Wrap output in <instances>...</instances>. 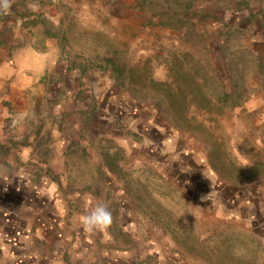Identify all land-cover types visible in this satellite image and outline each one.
Wrapping results in <instances>:
<instances>
[{
	"label": "rangeland",
	"instance_id": "374dc122",
	"mask_svg": "<svg viewBox=\"0 0 264 264\" xmlns=\"http://www.w3.org/2000/svg\"><path fill=\"white\" fill-rule=\"evenodd\" d=\"M0 11L56 20L82 79L67 72L75 98L44 104L33 125L44 159L59 127L58 173L4 161L13 139L0 143V264H264V152L248 144L261 131L217 102L231 90L223 59L264 53V0H0ZM97 203L112 223L89 232Z\"/></svg>",
	"mask_w": 264,
	"mask_h": 264
},
{
	"label": "crops",
	"instance_id": "0c3cea01",
	"mask_svg": "<svg viewBox=\"0 0 264 264\" xmlns=\"http://www.w3.org/2000/svg\"><path fill=\"white\" fill-rule=\"evenodd\" d=\"M13 14L4 20L0 11L1 146L5 145L4 140L10 137L13 139L10 148L3 146L8 150L4 161L10 164L17 163L20 159L24 162H43L58 173L64 154L62 144L56 139L60 135L59 127L55 124L49 126L47 134L55 140L50 145L51 155L44 159L40 157L39 149L35 148V139L41 135V129L40 126L35 128L33 125L44 104L63 107L75 98L65 79L67 72H75L71 69L67 71L68 66L60 46L62 44L54 30L58 24L56 20L40 14ZM5 45L19 46L9 53ZM244 47L254 52L251 47ZM74 76L78 78L80 86L82 79L78 75ZM54 85H58L57 90H54ZM245 88L246 93L240 102L225 108H238L246 117L254 120L252 129L260 130L261 133L258 140L248 139V144L250 151L257 154L259 149L264 152V84L249 74ZM17 113L19 125L10 129L13 128L10 118ZM0 217L8 218L1 206Z\"/></svg>",
	"mask_w": 264,
	"mask_h": 264
},
{
	"label": "trees",
	"instance_id": "16d2710c",
	"mask_svg": "<svg viewBox=\"0 0 264 264\" xmlns=\"http://www.w3.org/2000/svg\"><path fill=\"white\" fill-rule=\"evenodd\" d=\"M246 52L249 54H255L254 61L250 65H244V62L241 63V66L237 63L230 64L225 62L224 60V69L227 76V79L230 82V91L228 92L226 89L223 90L222 96L217 99V102L222 105L221 108L234 106L237 103L240 102V100L243 98V95L246 93V79H244L245 76H248L249 74L252 75L253 78H256L258 80H261L262 84H264V53L262 54H256L252 52L250 49H246ZM244 66V69H243ZM245 70V71H244ZM240 72L239 77H235V73ZM119 75H117V78H120ZM220 79V82L223 84V78L220 76V74L217 75ZM263 78V79H262ZM242 79V85H239L237 82ZM238 80V81H237ZM210 99V98H209ZM208 99V102H211Z\"/></svg>",
	"mask_w": 264,
	"mask_h": 264
},
{
	"label": "clouds",
	"instance_id": "9594fccd",
	"mask_svg": "<svg viewBox=\"0 0 264 264\" xmlns=\"http://www.w3.org/2000/svg\"><path fill=\"white\" fill-rule=\"evenodd\" d=\"M7 7V4H5ZM112 223V213L103 203H97L95 209L83 217L82 224L89 232L106 229Z\"/></svg>",
	"mask_w": 264,
	"mask_h": 264
}]
</instances>
